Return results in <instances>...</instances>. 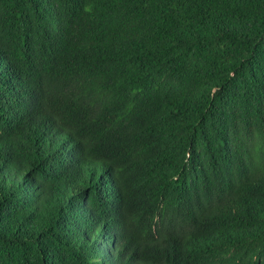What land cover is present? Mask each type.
I'll list each match as a JSON object with an SVG mask.
<instances>
[{"label": "trees", "instance_id": "trees-1", "mask_svg": "<svg viewBox=\"0 0 264 264\" xmlns=\"http://www.w3.org/2000/svg\"><path fill=\"white\" fill-rule=\"evenodd\" d=\"M0 264H264V0H0Z\"/></svg>", "mask_w": 264, "mask_h": 264}]
</instances>
